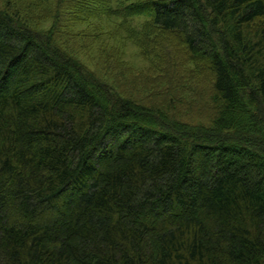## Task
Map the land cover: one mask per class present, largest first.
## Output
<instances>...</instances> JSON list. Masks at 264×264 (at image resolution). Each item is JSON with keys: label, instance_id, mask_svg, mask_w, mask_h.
Instances as JSON below:
<instances>
[{"label": "trees", "instance_id": "1", "mask_svg": "<svg viewBox=\"0 0 264 264\" xmlns=\"http://www.w3.org/2000/svg\"><path fill=\"white\" fill-rule=\"evenodd\" d=\"M142 3L207 62V123L0 8V264H264V0Z\"/></svg>", "mask_w": 264, "mask_h": 264}, {"label": "rangeland", "instance_id": "2", "mask_svg": "<svg viewBox=\"0 0 264 264\" xmlns=\"http://www.w3.org/2000/svg\"><path fill=\"white\" fill-rule=\"evenodd\" d=\"M142 2L0 0V8L10 12L14 5L31 28L51 31L60 50L121 97L146 106L175 101L183 104L182 116H175L207 123L213 115L207 62L191 56L177 33L151 25Z\"/></svg>", "mask_w": 264, "mask_h": 264}]
</instances>
